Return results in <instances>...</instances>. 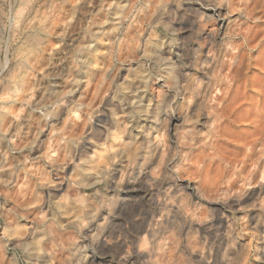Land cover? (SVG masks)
<instances>
[{
  "label": "clouds",
  "instance_id": "9594fccd",
  "mask_svg": "<svg viewBox=\"0 0 264 264\" xmlns=\"http://www.w3.org/2000/svg\"><path fill=\"white\" fill-rule=\"evenodd\" d=\"M0 264H264V0H0Z\"/></svg>",
  "mask_w": 264,
  "mask_h": 264
}]
</instances>
